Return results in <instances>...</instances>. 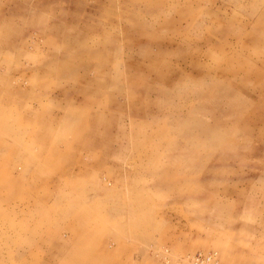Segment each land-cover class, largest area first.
Returning a JSON list of instances; mask_svg holds the SVG:
<instances>
[{
	"label": "rangeland",
	"instance_id": "374dc122",
	"mask_svg": "<svg viewBox=\"0 0 264 264\" xmlns=\"http://www.w3.org/2000/svg\"><path fill=\"white\" fill-rule=\"evenodd\" d=\"M1 139L0 264H264V0H0Z\"/></svg>",
	"mask_w": 264,
	"mask_h": 264
},
{
	"label": "bare ground",
	"instance_id": "6f19581e",
	"mask_svg": "<svg viewBox=\"0 0 264 264\" xmlns=\"http://www.w3.org/2000/svg\"><path fill=\"white\" fill-rule=\"evenodd\" d=\"M11 148V150L13 149H17L18 147H17V145L16 144H14V143H12V142H9V141H7V140H4V139H1L0 140V155L4 158L5 157V159L6 160H9V161H13L14 160V158L12 157V155H13V152L11 153V150H10V148ZM6 150V151H8V153H7V155L5 154V153H3V151H1V150ZM16 152V151H15ZM51 156H54L53 155V153H50V155L47 157V159H49ZM65 156H67V154L66 153H64V152H62V155H61V159H62V157H65ZM59 158V157H58ZM35 159V158H34ZM60 160V159H59ZM46 162H47V160H46ZM4 170V168L3 169H1V171H3ZM7 176L10 178V179H12V180H15L14 179V177H13V175H12V173H9V174H7ZM17 182H18V180H16ZM0 183H1V185H0V188L1 189H3V190H10V189H12V187L10 186V185H8V183L6 182V181H4V179H1V177H0ZM25 203V202H24ZM27 205V204H26ZM12 214H14V213H12ZM49 215H44L43 216V219H41V224L43 225V223H45V221L46 220H48L49 219ZM79 214L77 213V214H74L73 215V217H72V219H71V223H72V225L71 226H68V228L67 229H69V231L71 232V235L73 236V238L75 237V238H77V239H79V241L81 240V238H82V241H84L85 240V238L86 237H91L92 236V232L90 231V230H87V229H82L81 227H80V225H79V229H75V225H77V224H79L80 223V221H79ZM11 220V219H10ZM63 220H66V219H63ZM78 220V221H77ZM77 221V222H76ZM26 222V221H25ZM75 223H77V224H75ZM37 234H38V236H47V239L48 240H50V238H51V236L53 235V234H51V233H49L48 231H44V230H42V229H40L39 231H37L36 232ZM59 237H60V239L61 240H63L64 238H63V236H62V233H59V235H58ZM32 240H35V237L34 238H32ZM90 243H91V250L90 249H88V250H86L85 252V255H87L86 257H83V255L81 256V257H83V259H85V260H82V261H80L78 264H85V261L87 262V264H98V262L99 261H109V260H113V262L114 261H116L118 258H117V256H118V254L117 253H112V252H110V251H108L107 250V245H106V243H105V246L103 245V244H99V245H95L94 243H92V239L90 240ZM59 244H61V241L58 243V245ZM84 244H86V243H84ZM95 247V248H94ZM77 248V247H76ZM94 248V249H93ZM100 249L99 251H97L98 249ZM93 249V250H92ZM79 250V249H78ZM80 251V250H79ZM92 251V253H90ZM69 253V252H68ZM83 254V253H82ZM49 256H50V254H48V258H49ZM80 256L79 255H77V253H75L74 254V256H72V257H66L64 260H62V263L61 264H74V263H76L77 261H78V258H79ZM60 262V261H59ZM47 264V263H46ZM54 264H57V260L54 262Z\"/></svg>",
	"mask_w": 264,
	"mask_h": 264
},
{
	"label": "built area",
	"instance_id": "2783aa9c",
	"mask_svg": "<svg viewBox=\"0 0 264 264\" xmlns=\"http://www.w3.org/2000/svg\"><path fill=\"white\" fill-rule=\"evenodd\" d=\"M193 264H222L214 252H199L190 257Z\"/></svg>",
	"mask_w": 264,
	"mask_h": 264
},
{
	"label": "crops",
	"instance_id": "0c3cea01",
	"mask_svg": "<svg viewBox=\"0 0 264 264\" xmlns=\"http://www.w3.org/2000/svg\"><path fill=\"white\" fill-rule=\"evenodd\" d=\"M42 208H44V207H41L40 209H42Z\"/></svg>",
	"mask_w": 264,
	"mask_h": 264
}]
</instances>
